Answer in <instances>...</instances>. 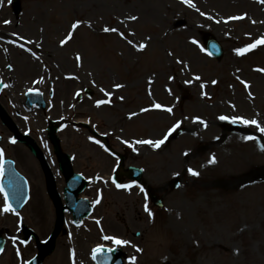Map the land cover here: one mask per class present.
Instances as JSON below:
<instances>
[{
    "label": "rangeland",
    "instance_id": "374dc122",
    "mask_svg": "<svg viewBox=\"0 0 264 264\" xmlns=\"http://www.w3.org/2000/svg\"><path fill=\"white\" fill-rule=\"evenodd\" d=\"M19 3L18 13L14 12L13 0L0 3V69L13 65V74L19 78H14V83L20 85L17 88L51 85L55 92L53 102L48 100L54 108L52 117L69 121L93 117L103 121L102 130L110 132L113 142L119 140L118 145L130 149L128 157L146 166V178L156 187L168 185L174 177L185 176L189 181L181 189L164 191L167 209L145 205L135 192L131 196L109 193L107 206L97 215L104 213L107 217L105 229L109 237H122L128 242L115 246L125 264H131L130 258H135V264H264V151L260 141L248 139L254 137V131L259 132L255 126L245 124L230 132L220 119L234 116L235 106L231 109L226 102L233 104L236 100L241 102L238 107L243 120H256L264 127V71H257L264 69V44L237 55V50L264 39V3L190 0L194 7L182 0ZM74 24L79 27L73 30ZM105 28L118 31L106 33ZM70 33L72 39L62 46ZM206 35L215 36L223 45L225 56L221 62L206 52L202 43ZM193 40L197 43L193 44ZM134 45L146 47L137 50ZM0 79L8 78L0 74ZM87 87L94 89L95 97L92 101L85 96L78 99L76 94ZM6 96L2 104L10 110ZM101 100L109 102L100 113L93 106ZM156 104L171 107L172 112L157 109ZM145 106L155 110L143 115L141 109ZM33 114L34 126L40 120L37 112ZM180 121V127L185 129L204 126L193 132L197 139L181 135L159 148L140 143L149 137L162 138L167 128ZM0 133H6L3 126ZM75 138L77 144L70 147L79 146L92 156L89 162L81 159L76 168L88 173L97 167L105 169V160L86 144L85 133L80 131ZM66 144L62 148L70 150ZM189 169L198 175H191ZM256 177L258 181L254 182ZM238 181L250 183L243 189L234 188L232 183ZM204 189L208 190L201 191ZM39 191L38 188L36 197ZM35 201L34 193L25 211L27 223L40 225L38 233L46 237L55 219L50 215L42 223H34L31 210ZM115 203L119 205L116 213L112 207ZM177 207L185 209L176 210ZM149 208L151 215L147 213ZM6 221L11 226V221ZM85 235L80 231L71 246L65 233L59 236L53 255L44 264H69L70 250L87 257L95 241ZM96 236L99 240L97 233ZM35 250L31 247L28 255H22L26 259ZM19 262L10 248L0 259V264Z\"/></svg>",
    "mask_w": 264,
    "mask_h": 264
},
{
    "label": "snow or ice",
    "instance_id": "6c2138e0",
    "mask_svg": "<svg viewBox=\"0 0 264 264\" xmlns=\"http://www.w3.org/2000/svg\"><path fill=\"white\" fill-rule=\"evenodd\" d=\"M182 2H184V3H188L189 6L194 7V5H192V4L190 3V0H182ZM260 2H261V3H264V0H260ZM0 3H2V0H0ZM201 15H204V14L201 13ZM243 18H244V17H234L233 19H237V20H239V19H243ZM132 19L135 20V19H137V18H136V17H132ZM6 23H7V22H6ZM72 27H73V30H74V29H76V28L79 27V24H74ZM104 31L107 33V32H117L118 30L115 29V28H112V29L105 28ZM121 35H123V34H121ZM71 39H72V35H71V33H70V34H69V35H68V36H67V37L61 42L62 46H63V44H66V43H67L69 40H71ZM192 43H193V44H196L197 42H196L195 40H193ZM257 44H264V39H261V40L257 41L256 43H253V44L249 45V46H248L247 48H245V49H239V50H237V55H243L244 53H246V52H248V51L254 49V48L257 46ZM134 47H137V50H143V48L146 47V45H139V46H135V45H134ZM79 59H80V57H77V60H79ZM257 71H264V69H257ZM195 79L199 80L200 77L197 76V77H195ZM242 83H244V82L242 81ZM119 87H122V86H121V85H117V88H119ZM245 87H249V86L245 83ZM106 95H107V93H106ZM105 103H108V101L101 100V101H99V102L97 103V107H99V106H101V105H103V104H105ZM155 107H156L157 109H160V108H161V105L156 104ZM163 110L168 111V112H171V111H172L170 108H166V109H163ZM144 111H148V109H145ZM220 119H221V120H224V119H226V118L223 117V116H221ZM233 122H235V121H233ZM241 122L244 123V124H246V125H247V124L255 125V127L261 132V134L264 135V127H261L260 124H259L257 121H255V120L248 121V120H243V119H242ZM201 123H203V121H201ZM178 127H179V125H176L175 127H173V128L167 133V135L165 136V138L162 139V140H159V141L145 140V141H141L140 143L147 144V145H151V146H153V147H155V148H159L160 145H162L163 143H165V141L167 140V137L170 136V135L172 134V132H175V131H176V128H178ZM248 139H249V140H253V139H255V137H251V136H250V137H248ZM11 143L15 144L16 141H15V140H12ZM261 150L264 151V148H262ZM3 155H4L3 150H0V172H2V159H3ZM212 162L215 163V160L213 159ZM189 172H190V174L193 175V176L198 175V173H196L195 171H192L191 169H189ZM117 187L120 188V187H131V186H130V185H119V184H118ZM0 191H2V188H0ZM99 202H100L99 200L96 201L97 204H98ZM146 210H147V209H146ZM2 211H3L4 213H10V212H11V213L15 214V209L11 208V206L7 204V197H5V206L3 207ZM149 215H151L150 212H149ZM97 223H99V221H97ZM105 239L113 240V242L116 243L117 245H123V244H127V243H128V242H126V241H121V240L115 239V238H113V237H105ZM101 251H103V250L100 249V248H97V249L95 250L96 253H99V252H101ZM137 251H141V249L138 248ZM2 252H3V249H0V253H2ZM133 264H135V261H134V260H133Z\"/></svg>",
    "mask_w": 264,
    "mask_h": 264
},
{
    "label": "bare ground",
    "instance_id": "6f19581e",
    "mask_svg": "<svg viewBox=\"0 0 264 264\" xmlns=\"http://www.w3.org/2000/svg\"><path fill=\"white\" fill-rule=\"evenodd\" d=\"M264 82V79L262 80ZM259 83H261V81H259ZM42 216H44V213L40 210V217L42 219Z\"/></svg>",
    "mask_w": 264,
    "mask_h": 264
},
{
    "label": "water",
    "instance_id": "95a60500",
    "mask_svg": "<svg viewBox=\"0 0 264 264\" xmlns=\"http://www.w3.org/2000/svg\"><path fill=\"white\" fill-rule=\"evenodd\" d=\"M0 245H1V242H0Z\"/></svg>",
    "mask_w": 264,
    "mask_h": 264
}]
</instances>
